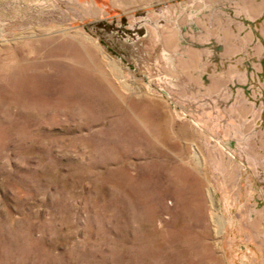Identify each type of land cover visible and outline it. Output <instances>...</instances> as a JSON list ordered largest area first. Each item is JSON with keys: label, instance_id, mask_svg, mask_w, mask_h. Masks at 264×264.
<instances>
[{"label": "rangeland", "instance_id": "374dc122", "mask_svg": "<svg viewBox=\"0 0 264 264\" xmlns=\"http://www.w3.org/2000/svg\"><path fill=\"white\" fill-rule=\"evenodd\" d=\"M0 264H264V0H0Z\"/></svg>", "mask_w": 264, "mask_h": 264}, {"label": "crops", "instance_id": "0c3cea01", "mask_svg": "<svg viewBox=\"0 0 264 264\" xmlns=\"http://www.w3.org/2000/svg\"><path fill=\"white\" fill-rule=\"evenodd\" d=\"M163 42H164V45H165V49H167V51H168L167 53L170 55V56H168L167 59L165 57V59L167 61H171L172 63L178 62L176 57L173 55V52H175L176 48L178 47L177 45H175L176 42H175V39L173 37V34L169 38L165 37L163 39ZM187 55H188V61H190V62L191 61H193V62L195 61L196 52L194 50H189ZM190 74H192V73H190Z\"/></svg>", "mask_w": 264, "mask_h": 264}, {"label": "flooded vegetation", "instance_id": "af4514ba", "mask_svg": "<svg viewBox=\"0 0 264 264\" xmlns=\"http://www.w3.org/2000/svg\"><path fill=\"white\" fill-rule=\"evenodd\" d=\"M146 20V19H145ZM103 30H106L105 26H101ZM130 30H132L133 35L135 38H145L146 37V29L144 28L143 25L137 24L135 26L129 27Z\"/></svg>", "mask_w": 264, "mask_h": 264}, {"label": "water", "instance_id": "95a60500", "mask_svg": "<svg viewBox=\"0 0 264 264\" xmlns=\"http://www.w3.org/2000/svg\"><path fill=\"white\" fill-rule=\"evenodd\" d=\"M168 13H170V12L168 11ZM160 90L162 91V93H163L167 98H171V97H172V94H171L169 91H167L166 89L161 88ZM193 121H194V120H193ZM194 122H195L199 127H201L199 123H197L196 121H194ZM202 129L205 131L204 128H202Z\"/></svg>", "mask_w": 264, "mask_h": 264}, {"label": "bare ground", "instance_id": "6f19581e", "mask_svg": "<svg viewBox=\"0 0 264 264\" xmlns=\"http://www.w3.org/2000/svg\"><path fill=\"white\" fill-rule=\"evenodd\" d=\"M211 18V17H210ZM231 49V48H230Z\"/></svg>", "mask_w": 264, "mask_h": 264}]
</instances>
